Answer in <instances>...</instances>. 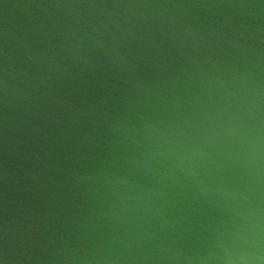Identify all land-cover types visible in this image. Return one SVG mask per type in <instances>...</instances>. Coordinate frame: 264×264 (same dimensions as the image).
<instances>
[{
    "label": "water",
    "instance_id": "obj_1",
    "mask_svg": "<svg viewBox=\"0 0 264 264\" xmlns=\"http://www.w3.org/2000/svg\"><path fill=\"white\" fill-rule=\"evenodd\" d=\"M0 264H264V0H0Z\"/></svg>",
    "mask_w": 264,
    "mask_h": 264
}]
</instances>
